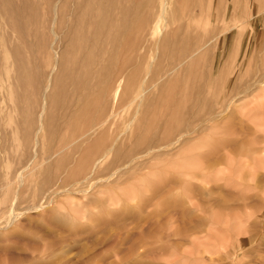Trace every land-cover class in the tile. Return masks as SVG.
Wrapping results in <instances>:
<instances>
[{"label": "rangeland", "instance_id": "rangeland-1", "mask_svg": "<svg viewBox=\"0 0 264 264\" xmlns=\"http://www.w3.org/2000/svg\"><path fill=\"white\" fill-rule=\"evenodd\" d=\"M164 1L0 0V184L109 113L120 87L147 71L140 62L157 52L146 41L165 22L179 39L190 22H207L208 34L241 22L162 81L138 113L126 109L44 161L18 202L15 185L0 190V264H264V0H167V21ZM163 45L162 60L181 53ZM184 129L193 133L178 141Z\"/></svg>", "mask_w": 264, "mask_h": 264}, {"label": "bare ground", "instance_id": "bare-ground-1", "mask_svg": "<svg viewBox=\"0 0 264 264\" xmlns=\"http://www.w3.org/2000/svg\"><path fill=\"white\" fill-rule=\"evenodd\" d=\"M185 3V2H184ZM188 3V2H187ZM189 3H191V2H189ZM184 5V4H183ZM264 5V4H263ZM208 6H210V5H208ZM184 7V6H183ZM55 8H56V6H55ZM186 8V7H185ZM202 8V7H201ZM119 9V8H118ZM168 9H169V4H168V1L167 0H165L164 2H163V4H162V8H161V12H160V15L161 16H163L165 19H166V21H167V17H166V13H167V11H168ZM197 9V8H196ZM219 9V8H218ZM187 11V10H186ZM203 11V10H202ZM262 11H263V13H264V9H262ZM56 12H57V10H56ZM55 12V13H56ZM176 12V11H175ZM193 12V11H192ZM220 13V12H219ZM134 14V13H133ZM197 14V13H196ZM223 14V13H222ZM58 16V15H57ZM55 17H56V15H55ZM162 17V18H163ZM193 17H195V16H193ZM192 17V19H194ZM197 18V17H196ZM55 20H56V18H55ZM189 20V19H188ZM53 21H54V19H53ZM190 21V20H189ZM245 22V21H244ZM239 23H241V22H238V23H231V24H229L228 26H226V27H223L221 30H219V31H217V32H215V33H213V34H208V23L207 22H203L202 24H201V26H199V27H197V26H195L194 24H192L191 22L186 26V29H185V37L186 38H184V39H179L177 36H174V35H172V36H170L169 35V33L167 32V29H168V22H165L164 23V25H163V32L162 33H160V34H156V35H152L151 36V38L150 39H148L147 41H146V43L148 44H150V43H154L155 45H156V47H155V50H156V55L155 56H153L152 58H150L148 61H147V63L145 62V61H142V62H140V67H142V66H146L148 69H147V71L143 74V76L142 77H140L139 78V81H132L133 82V85H132V87L130 86V83L129 82H127L126 81V83L122 86V87H120V92H121V94H122V98L119 100V102H116L117 103V105L114 107V108H110V109H112L108 114L106 113L105 115H102L101 113H99V114H101L102 116L100 117V119L96 122V123H94L90 128H86L87 130L86 131H84L83 133H81V134H79L78 136H76V137H74L72 140H71V138H70V141H68V142H66V143H64L62 146H59V148H57V149H55V150H53L51 153H49L45 158H43L42 160H40L39 162H37V163H35L34 165H32V166H30V164H28V165H25L23 168H21L18 172H17V174H16V178L15 179H13V180H9V181H6V182H4V183H1L0 184V190H4V189H6V188H9V186H13V185H15L16 186V188H15V190H14V195L15 196H13V200L15 201V203L16 202H18V200L16 201V197H17V193H18V187L19 186H21V185H23L24 184V180H26L27 178H28V176H29V174L30 173H32V171H34V170H36L38 167H40L41 165H42V163L44 162V161H46V160H51V159H53V158H56L58 155H60L61 153H63L64 151H66L67 149H69L71 146H73L75 143H77L78 141H80V140H82V139H84L85 137H87L88 135H90L93 131H95L97 128H100V127H102V126H104L105 124H107L109 121H111V119H113V118H115V117H117L118 115H120L122 112H124V111H126V109H128V108H131V107H134V109H135V112H137L138 113V110H140L141 108H142V105H144V102H143V100H144V98L145 97H149V95L152 93V91H154L156 88H157V86L162 82V81H164V80H166V78H168L170 75H172L175 71H177L178 69L180 70V68H182L191 58H193V57H195L196 55H198L200 52H202L204 49H206L207 47H209V46H211L218 38H220L221 36H223V35H225L226 33H228V32H230V31H232V30H234V29H236L240 24ZM145 25V24H144ZM213 25V24H212ZM214 25H215V23H214ZM179 27V26H178ZM185 27V26H184ZM214 27V26H213ZM146 29V28H145ZM172 29V28H171ZM178 29V28H177ZM182 29V28H181ZM182 31V30H181ZM137 32V31H136ZM59 37V36H58ZM141 37H142V35H141ZM144 38H145V36H144ZM56 39V38H55ZM60 39V38H59ZM242 39H243V37H242ZM61 41V40H60ZM170 41V44H171V47H173L171 50H172V52H173V54H174V52H176L177 50H179V51H181V53L179 54V55H173V57H171V61H167L166 60V57H165V60H162V56H161V54L160 53H158V49H159V47H162V46H164L163 44L164 43H168ZM219 41V40H218ZM230 42V41H229ZM52 44V43H51ZM145 44V43H144ZM51 46V45H50ZM123 47V46H122ZM125 47V46H124ZM150 47H151V45H150ZM216 47H218V46H216ZM148 48V47H147ZM191 48V49H190ZM211 48V47H210ZM229 48V47H228ZM125 49V48H124ZM130 49V48H129ZM55 51V50H54ZM131 51H133V50H131ZM219 51V50H218ZM220 51H222L223 52V49L222 50H220ZM134 52V51H133ZM149 54H150V52H148ZM217 53V52H216ZM209 54V53H208ZM128 55V54H127ZM135 55V54H134ZM133 55V56H134ZM153 55V54H152ZM167 55V53H166V51H165V53L163 54V56H166ZM210 55V54H209ZM59 56V55H58ZM137 57V56H136ZM225 57H227V56H225ZM130 58V57H129ZM208 58V57H207ZM59 59V58H58ZM57 61V60H56ZM209 61V60H208ZM216 61V60H215ZM127 62H128V64L130 63V64H133L134 65V59L132 58L131 59V61H129V60H127ZM224 62V61H223ZM162 63L163 64H165V65H162ZM135 64H136V62H135ZM221 64V63H220ZM126 65V64H125ZM208 65V64H207ZM222 65H224V64H222ZM128 66V65H127ZM130 66H132V65H130ZM129 67V66H128ZM135 67H138V66H135ZM140 67H138V68H140ZM208 67V66H207ZM214 67V66H213ZM221 67V66H220ZM55 68V67H54ZM58 68V67H57ZM130 68V67H129ZM129 68H127V69H129ZM137 68V69H138ZM216 69V68H215ZM56 70H58V69H56ZM56 70H54V72L56 71ZM134 70V69H133ZM53 71V70H52ZM130 71H132L131 69H130ZM135 71H136V69H135ZM186 72V71H185ZM217 72H218V70H217ZM53 73V72H52ZM214 73V72H213ZM48 74V73H47ZM130 74H131V72H130ZM137 74H138V72H137ZM50 75H51V73H50ZM132 75V74H131ZM188 75V74H187ZM213 75V74H212ZM211 75V76H212ZM255 75V74H254ZM253 75V76H254ZM264 75V74H263ZM48 76H49V74H48ZM47 76V77H48ZM206 76V75H205ZM217 76V75H216ZM125 77H126V75H125ZM139 77V76H138ZM208 77V76H207ZM252 77V76H251ZM263 77V76H262ZM261 76H260V78H262ZM127 78V77H126ZM173 78V77H172ZM51 79V78H50ZM128 79V78H127ZM205 79V78H204ZM49 80V79H48ZM125 80V79H124ZM129 80V79H128ZM136 80V79H135ZM223 80V79H222ZM261 80H264V79H261ZM120 81V80H119ZM130 81V80H129ZM189 81V80H188ZM50 82H51V80H50ZM171 83H172V81H170ZM169 82V83H170ZM178 82V81H177ZM198 82H200V81H198ZM252 82V81H251ZM254 82V81H253ZM256 83H262L263 81H260L259 79L257 80V81H255ZM115 83V82H114ZM136 83V84H135ZM180 83V82H179ZM187 83V82H186ZM195 83H196V81H195ZM204 83V82H203ZM222 84L224 83V82H221ZM220 83V85L219 86H221L222 84ZM236 83V82H235ZM49 84V83H48ZM116 84H118L119 85V83H116ZM217 84V83H216ZM171 85V84H170ZM197 85V84H196ZM195 85V86H196ZM199 85V84H198ZM197 85V86H198ZM255 85V84H254ZM174 86V85H173ZM187 86V85H186ZM192 86H193V83H192ZM194 86V87H195ZM204 86V85H203ZM206 86H208V85H206ZM48 87V86H47ZM50 87V86H49ZM48 87V88H49ZM168 87V86H167ZM189 87H190V85H189ZM47 88V89H48ZM222 88V87H221ZM116 89V88H115ZM161 89H163V88H161ZM190 89V88H189ZM197 89V88H196ZM215 89V88H214ZM220 89V88H219ZM187 90V89H186ZM188 91V90H187ZM196 91H199V89L198 90H196ZM210 91V90H209ZM220 91V90H219ZM44 92V91H43ZM111 92V91H110ZM109 93V92H108ZM118 93V92H117ZM191 93V92H190ZM190 93L188 94V92H187V94H188V98L190 97L189 95H190ZM219 93V92H218ZM227 93V92H226ZM175 94V93H174ZM177 94V93H176ZM175 94V95H176ZM193 94V93H192ZM194 94H196L195 92H194ZM194 94L192 95V96H194ZM204 94V93H203ZM108 96H109V94H107ZM179 95V94H178ZM208 95V94H207ZM215 95V94H214ZM219 95H220V93H219ZM219 95H217V96H219ZM43 96H44V93H43ZM46 96V95H45ZM44 96V97H45ZM169 96V95H168ZM171 96V95H170ZM169 96V97H170ZM177 96V95H176ZM187 96V95H186ZM201 96H203V95H201ZM43 97V98H44ZM116 97H118V96H116ZM160 97V96H159ZM158 97V98H159ZM196 97V96H195ZM236 97V96H235ZM234 97V98H235ZM104 98H105V96H104ZM114 98V97H113ZM120 98V97H119ZM171 98V97H170ZM175 98V97H174ZM174 98H172V101L171 102H173V99ZM180 98V97H179ZM202 98V97H201ZM176 99V98H175ZM193 99V98H192ZM198 99V98H197ZM203 99V98H202ZM202 99H200V100H202ZM108 100V99H107ZM165 100V99H164ZM168 100H170V99H168ZM181 100H182V97H181ZM199 100V101H200ZM234 100V99H233ZM44 101H45V99H44ZM44 101H43V103H44ZM111 102V100H108V102ZM118 101V100H117ZM149 101V100H148ZM147 101V102H148ZM161 101V100H160ZM182 101H186L185 99L184 100H182ZM191 101V100H190ZM189 101V102H190ZM194 101H195V99H194ZM198 101V100H197ZM197 101H196V103H197ZM203 101V100H202ZM222 101H225V100H222ZM228 101V100H227ZM46 102V101H45ZM177 102V101H176ZM176 102H174L173 104H175ZM179 102V101H178ZM218 102V101H217ZM149 103V102H148ZM168 103V102H167ZM193 103V102H192ZM200 103V102H199ZM203 103H206V102H203ZM226 103V102H225ZM230 101L224 106V107H217V105H215L213 108H210V112H208V114L204 117V120H203V122L202 123H200L201 125L203 124V123H205V122H208L209 120L211 121L212 120V118L213 117H217V116H219V115H221L223 112L225 113V110H227L228 109V107L230 106ZM101 104V103H100ZM112 104H114V103H112ZM179 104V103H178ZM182 104V103H181ZM188 104V103H187ZM190 104V103H189ZM188 104V105H189ZM198 104V103H197ZM224 104V103H223ZM45 105V104H44ZM107 105V104H106ZM110 105V104H109ZM108 105V106H109ZM149 105H150V103H149ZM170 105V104H169ZM172 105V104H171ZM170 105V106H171ZM203 105V104H202ZM89 106V105H88ZM93 106H94V104H93ZM112 106V105H111ZM173 106V105H172ZM199 106V105H198ZM201 106V105H200ZM204 106V105H203ZM206 106V105H205ZM204 106V107H205ZM43 107V106H42ZM46 107V106H45ZM86 107V106H85ZM96 107H97V105H96ZM98 107H99V105H98ZM104 107V106H103ZM174 107H176V106H174ZM190 107V106H189ZM192 107H193V105H192ZM209 107V106H208ZM44 108V107H43ZM87 108V107H86ZM177 108H178V106H177ZM184 108V107H183ZM199 108H201V107H199ZM206 108V107H205ZM91 109V108H90ZM167 109V108H166ZM169 109H171V108H169ZM179 109V108H178ZM185 109V108H184ZM191 109H193V108H191ZM83 110V109H82ZM94 110V109H93ZM98 110H99V108H98ZM109 110V109H108ZM172 110H173V108H172ZM182 110V109H181ZM196 110V109H195ZM208 110V109H207ZM84 111V110H83ZM82 111V112H83ZM97 111V110H96ZM174 111V110H173ZM176 111H178V110H176L175 109V113H176ZM190 111V110H189ZM188 111V112H189ZM194 111V110H193ZM42 112V114L44 113L43 111H41ZM89 112H90V110H89ZM105 112H106V109H105ZM151 112V111H150ZM170 112V111H169ZM179 112H180V110H179ZM179 112H177V113H179ZM199 112H202V111H200L199 110ZM76 113V112H75ZM87 113V112H86ZM104 113V112H103ZM77 114V113H76ZM80 114H81V112H80ZM79 114V115H80ZM92 114V113H91ZM98 114V113H97ZM163 114V113H162ZM172 114H174V113H172ZM180 114V113H179ZM190 114H192V112L190 113ZM199 114V113H198ZM204 114V112H202V115ZM206 114V113H205ZM83 115H84V112H83ZM89 115V113L87 114V115H84L85 117L86 116H88ZM152 115V114H151ZM161 115V114H160ZM182 115V114H181ZM201 115V116H202ZM90 116V115H89ZM122 116V115H121ZM148 116V115H147ZM156 116H157V114H156ZM161 116H163V115H161ZM160 116V117H161ZM174 116V115H173ZM193 116V115H192ZM38 117V116H37ZM40 117V116H39ZM75 117H77V116H75ZM82 117V116H81ZM84 117V118H85ZM98 116H96V118H97ZM150 117V116H149ZM166 117V116H165ZM168 117V116H167ZM88 118V117H87ZM119 118V117H118ZM201 118H203V117H201ZM40 119H42V118H40ZM71 119V118H70ZM76 119V118H75ZM81 119H83V118H81ZM93 119V118H92ZM92 119H90V120H92ZM135 119V118H134ZM133 119V120H134ZM156 119H158V118H156ZM169 119H171V118H169ZM172 119H174V117L172 118ZM218 119V118H217ZM84 120H86V119H84ZM160 120H162V119H159V121ZM195 120H197V119H195ZM72 121H73V119H72ZM78 121V120H77ZM79 121H80V118H79ZM87 121H89V120H87ZM120 121H121V119H120ZM119 121V122H120ZM136 121V120H135ZM147 121V120H146ZM215 121V120H214ZM217 121V120H216ZM41 122V121H40ZM68 122V121H67ZM71 122V121H70ZM74 122H75V120H74ZM90 122V121H89ZM115 121L113 120L112 121V123H114ZM118 122V121H117ZM131 122V121H130ZM166 122V121H165ZM76 123V122H75ZM136 123V122H135ZM135 123H134V125H135ZM155 123V122H154ZM213 123V122H212ZM218 123V122H217ZM41 124V123H40ZM130 124H132V122L131 123H129V125ZM182 124V123H181ZM71 125H73V124H71ZM87 125V124H86ZM89 125V124H88ZM112 125V124H111ZM158 125V124H157ZM171 125V124H170ZM211 125V124H210ZM75 126V125H74ZM132 126H133V124H132ZM136 126V125H135ZM160 126H162V125H160ZM213 126V125H212ZM217 126V125H216ZM67 127V126H66ZM65 127V128H66ZM114 127V126H113ZM164 127V126H163ZM168 127V126H167ZM167 127H165V128H167ZM200 127V126H199ZM41 128V127H40ZM71 128V127H70ZM127 128H130V127H127ZM157 129V128H156ZM40 130V129H39ZM38 130V131H39ZM81 130V129H80ZM139 130V129H138ZM168 130V129H167ZM65 131V130H64ZM67 131H70V130H67ZM140 131V130H139ZM40 132V131H39ZM72 132V131H71ZM127 132H128V129H127ZM126 132V133H127ZM38 133V132H37ZM41 133V132H40ZM62 133V132H61ZM79 133V132H78ZM158 133V132H157ZM184 135L183 134H181V135H179V137H178V141H183V140H185L186 138H185V135H190L191 133H193V129H184ZM68 134H70V132L68 133ZM77 134V133H76ZM122 134V133H121ZM37 135V134H36ZM72 135V134H71ZM70 135V136H71ZM123 135V134H122ZM126 136V135H125ZM154 136V135H153ZM202 136V135H201ZM119 137V136H118ZM198 137V136H197ZM60 138V137H59ZM58 138V139H59ZM120 138V137H119ZM118 138V139H119ZM148 138V137H147ZM159 137H157V139H158ZM200 138V137H199ZM153 139H154V137H153ZM161 139V138H160ZM114 140H115V138H114ZM143 140V139H142ZM175 140V139H174ZM58 141V140H57ZM116 141V140H115ZM115 141H114V144H116L115 143ZM141 141V140H140ZM152 141V140H151ZM117 142V141H116ZM177 142V141H176ZM175 142V143H176ZM221 142V141H220ZM62 143V142H61ZM143 143V142H142ZM145 143H146V141H145ZM150 142H148V144H149ZM217 143H218V141H217ZM120 144H122V142H120ZM39 145V144H38ZM143 145H144V143H143ZM214 145H216V144H214ZM159 146V145H158ZM164 146L165 145H163V146H161V147H148V149L146 150V152H150V151H152V150H154L155 152H156V154H159L160 152H162L163 151V148H164ZM36 148H37V146H36ZM121 148V147H120ZM113 149V148H112ZM145 149V148H144ZM181 149V148H180ZM40 150V149H39ZM96 150V149H95ZM94 150V151H95ZM139 150V149H138ZM84 151V150H83ZM93 151V152H94ZM109 151V150H108ZM108 151H106V152H108ZM119 151V150H118ZM34 152H35V150H34ZM111 152H112V150H111ZM172 152V151H171ZM171 152H167V154L166 155H168L169 153H171ZM88 153V152H87ZM95 153V152H94ZM105 153V152H104ZM139 153V152H138ZM137 153V154H138ZM183 153H185V152H183ZM97 154H98V152H97ZM136 154V153H135ZM35 155V154H34ZM33 155V156H34ZM93 155V154H92ZM116 155V154H115ZM147 155H148V153H147ZM95 156V155H94ZM106 156V155H105ZM104 156V157H105ZM145 156V155H144ZM122 157V156H121ZM120 157V158H121ZM140 157V156H139ZM31 158V157H30ZM29 158V159H30ZM34 158V157H33ZM32 158V159H33ZM84 158V157H83ZM86 158V157H85ZM103 158V157H102ZM102 158H101V160H102ZM133 158V157H132ZM158 158V157H157ZM35 159V158H34ZM82 159V158H81ZM88 159V158H87ZM122 159V158H121ZM120 159V160H121ZM90 159H88V161H89ZM107 160V159H106ZM108 160H109V158H108ZM128 160V159H127ZM22 161V160H21ZM34 161V160H33ZM33 161H31V162H33ZM104 161V160H103ZM113 162H114V160H112ZM123 161H124V159H123ZM87 162V161H86ZM90 162H92L91 160H90ZM88 163V162H87ZM93 163V162H92ZM98 163H99V160H97L96 161V163H94L95 165V167L98 165ZM117 163V162H116ZM123 163V162H122ZM44 164V163H43ZM130 164V163H129ZM108 165V164H107ZM113 165V164H112ZM132 165V164H131ZM130 165V166H131ZM108 167V166H107ZM106 167V168H107ZM127 167L129 168V165H126V166H124V167H119V168H117V169H115L114 171H119V173L118 174H122V173H124L126 170H127ZM120 168H122V169H120ZM92 169V168H91ZM95 169V168H94ZM112 169V168H111ZM110 169V170H111ZM92 172V171H91ZM90 172V173H91ZM128 172V171H127ZM131 172V171H130ZM76 173H78V172H76ZM79 174V173H78ZM92 174V173H91ZM111 174V173H110ZM109 176V175H108ZM116 176V175H115ZM120 176V175H119ZM89 177H91V175L89 176ZM93 179V178H92ZM109 179V178H108ZM81 180V179H80ZM87 180V179H86ZM13 181V182H12ZM85 181V180H84ZM99 181H101V180H99ZM98 181V182H99ZM106 181H107V179H106ZM95 182V181H94ZM93 182V183H94ZM78 183V182H77ZM108 183V182H107ZM74 184V183H73ZM86 186V185H85ZM22 187V186H21ZM70 187L71 186H68L67 188H66V190H70ZM84 188V187H83ZM54 194H56V193H54ZM54 194H52V195H54ZM55 196V195H54ZM51 197V196H50ZM14 203V202H13ZM14 203V204H15ZM12 215V214H11ZM243 249V248H242ZM223 251H225V253H227V254H229V251H228V249H224ZM241 251V250H240ZM237 252V251H236ZM238 252H239V250H238ZM243 254V253H242ZM230 255V254H229ZM236 258H237V256H236ZM242 259V258H241ZM236 261V260H235Z\"/></svg>", "mask_w": 264, "mask_h": 264}]
</instances>
